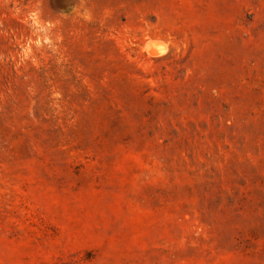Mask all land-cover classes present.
I'll use <instances>...</instances> for the list:
<instances>
[{
    "label": "rangeland",
    "instance_id": "obj_1",
    "mask_svg": "<svg viewBox=\"0 0 264 264\" xmlns=\"http://www.w3.org/2000/svg\"><path fill=\"white\" fill-rule=\"evenodd\" d=\"M0 264H264V0H0Z\"/></svg>",
    "mask_w": 264,
    "mask_h": 264
},
{
    "label": "bare ground",
    "instance_id": "obj_2",
    "mask_svg": "<svg viewBox=\"0 0 264 264\" xmlns=\"http://www.w3.org/2000/svg\"><path fill=\"white\" fill-rule=\"evenodd\" d=\"M150 44V43H149ZM147 47V46H146Z\"/></svg>",
    "mask_w": 264,
    "mask_h": 264
}]
</instances>
